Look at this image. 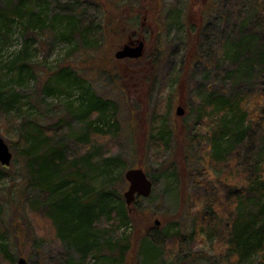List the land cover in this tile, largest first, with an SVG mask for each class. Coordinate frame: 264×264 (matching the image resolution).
Listing matches in <instances>:
<instances>
[{
  "label": "rangeland",
  "instance_id": "1",
  "mask_svg": "<svg viewBox=\"0 0 264 264\" xmlns=\"http://www.w3.org/2000/svg\"><path fill=\"white\" fill-rule=\"evenodd\" d=\"M21 1L25 4L35 1L30 7L33 13L43 11L46 25L43 29L31 27L25 30L23 26L27 21L15 18L10 28L0 30V90L6 94L16 93L20 97V106L15 107L9 116L0 115V136L13 153L10 166L3 167L0 164L5 171V178L0 181V200L8 199L9 188L14 185L27 189V172L21 156L23 145L18 143L19 135L30 130L36 131L38 126H53L56 141L67 143L68 135L85 133V127L91 120H81L78 114L81 103H84L81 113L87 108V94L93 90L98 95L112 100L117 107L115 119L105 117L100 121L97 120L99 121L97 125L106 124L112 127L115 124L118 130L111 138L98 142L106 153L105 161L96 164L94 169L86 174L82 183L80 182V186L96 194L107 188L123 196L129 185L125 173L128 169L136 167L144 168L153 183L151 195L146 198L139 197V204L132 208L134 230L130 232L131 239L135 237L139 239L149 230L147 239L150 245H145L144 249L148 260H145L143 252L138 255V247H135L134 261L131 264H184V261L185 264H228L227 258H222L224 254H221L225 250L223 232L215 238L212 234L209 236L208 232H204L205 234L200 238L189 237L195 216L200 215L194 212L197 207L200 206L203 212L206 202L218 200V196H222L224 201V193L218 195L215 186L216 175L213 174L232 167L236 169L235 165L226 163L204 166L202 159L205 158V151L201 148L206 144V138H203L206 131L203 123L195 124L199 101L192 96V93L195 94L193 92L195 89L202 92L211 90L217 85L230 90V84L225 81V73L242 64L241 59L235 60L227 53L228 50L232 51L230 46L241 37L239 36L240 19L223 17L225 10L228 9V0H205L207 3L211 1L213 6L207 22L206 34L204 33L203 40L199 42L202 60L194 64L188 75L191 93L187 91V84L180 82L188 49L185 44L186 32L179 25L172 23L170 25L169 21L170 17L174 18L175 13L184 12L190 0H145L142 5L146 8V12L142 13L136 25L139 29L141 24L143 30L136 35L144 40L145 54L148 57H152L155 47L156 50L159 48L157 74L155 69H149L150 60H143L139 64L133 63L132 59L117 60L115 53L122 46L119 47L118 40L113 38L114 40L103 43L98 50L97 58L98 61L101 59L105 61L104 63H109V67L112 65L117 67L119 71L115 78L117 81L111 82L101 74L96 67L98 62L90 63L81 70L83 72L81 78L87 80L82 85V93L86 91V99L83 96L82 100L78 94L81 90L80 84L74 77L62 92L58 90L49 94L46 91L53 86L54 74L59 68L68 64L75 66L77 62L83 64V58H80L77 52L76 42L64 41L58 31L67 17L71 16L77 17L78 20L99 23L102 18V7L98 3L94 5L96 2L92 1L95 0H83V3L82 0ZM102 1L109 8L116 6L115 0ZM131 1L133 9L142 2V0ZM256 1L258 0H243L241 4L248 25L255 22L251 9ZM148 8L154 9V13L149 12ZM125 10L123 9V12ZM156 27L161 30V34H158V37H161L160 43L155 39ZM156 42L157 46H155ZM125 43H129L128 37ZM247 46V41L238 44V54H242ZM25 48H28L30 55L28 64L33 69L34 76L29 75L27 67H19L22 63L19 57ZM224 51L227 56L224 55ZM150 75L156 86L152 97H149L151 83H147ZM246 76L242 78L241 89L264 87V77L256 79L254 74L250 77ZM89 82L94 84L91 90ZM123 85L126 87L125 90L122 88ZM90 101L94 103L95 97L91 96ZM131 105L143 113L142 119L138 117L139 111H134L132 116ZM179 105L185 110L182 117L176 115ZM71 114L73 118H70ZM164 119L167 120L166 125L169 127L170 135L163 137L160 135L157 145L152 146L147 143V135L154 129L157 131L158 124L163 123ZM255 149L252 148L250 152L242 151L239 158H236L239 168L248 169L254 165ZM205 161L207 162L206 159ZM224 173H227V170ZM227 183L241 185L243 176L235 172L229 173ZM15 192L20 193L16 190ZM11 219V216H7L8 225H11ZM156 220L159 221L158 225L155 224ZM28 221L29 215L27 223ZM33 225L37 235L46 241L32 250L28 263L49 264L46 257L55 258L60 251V245L54 240L52 229L48 224H40L36 219ZM152 225L156 226L153 228ZM170 232H178L177 236L182 242L180 240V249L172 258L167 259L165 251L169 253L175 248ZM25 240L31 243L28 238ZM152 246L158 251L155 259L152 257L156 249ZM31 248L30 246L29 249ZM19 250L20 248L15 250L16 259L13 264H16L19 257L24 256ZM0 264L8 263L0 259ZM239 264H264V261L262 255L253 250L243 256Z\"/></svg>",
  "mask_w": 264,
  "mask_h": 264
},
{
  "label": "trees",
  "instance_id": "2",
  "mask_svg": "<svg viewBox=\"0 0 264 264\" xmlns=\"http://www.w3.org/2000/svg\"><path fill=\"white\" fill-rule=\"evenodd\" d=\"M144 1L142 0L135 9L132 8L131 0H115L116 6L111 8L102 0L92 1L96 2L94 5L98 3L102 7L99 23L78 20L75 16L67 17L58 32L64 41L76 42L77 52L80 58H83V64L77 62L75 66L68 64L59 68L54 74L53 86L46 91L49 94L58 90L62 92L74 77L80 84V99L82 100L83 96L86 99V91L82 93V85L87 80L81 78V70L93 62H98L96 67L109 81L116 80L119 73L117 67H109V63H104L101 59L98 61V50L103 43L114 40L113 38L118 40L120 47L133 31L143 30L141 24L139 29L136 25L142 13L146 12L142 5ZM242 2L243 0H228V9L223 15L232 20L240 19L241 37L230 46L233 52L228 50L227 53L235 60L241 59L242 66L238 64L233 70L226 71L225 81L230 84V90L217 85L211 90L202 91L204 93L198 89L193 90L195 94L192 93L194 99L199 101L195 124L203 123L206 131L203 135L206 144L201 148L205 151V158L202 159L204 166L226 163L235 165L236 169L232 167L226 169L227 173L223 174L226 170H222L221 173L213 174L216 175L215 186L218 195L224 193V201L222 196H218V200L206 202L203 212L200 206L197 207L194 212L200 215L195 216L189 237L200 238L204 232H208L209 236L212 234L215 238L223 232L225 250L221 254H224L222 258H227L228 264H239L242 257L253 250L262 255L264 261V87L241 89L242 78L247 77L246 75L250 77L254 74L256 79L264 77V0L256 1L251 9L255 21L252 25L246 23L245 14L241 10ZM32 3L35 4V1L25 4L21 0H0V30L10 28L15 18L27 21L23 26L25 30L31 27L43 29L46 25L44 13L42 10L33 13L30 7ZM212 6L211 1L207 3L205 0H190L184 12L180 11L175 13L174 18H169L170 25H179L186 32L185 44L188 49L180 82L187 84L189 92L191 88L189 89L188 75L194 64L202 60L199 42L203 40ZM123 9H126L125 12ZM148 10L154 13V9ZM156 25L160 26L157 23ZM158 27L155 39L160 43L161 37L159 38L158 34H161V30ZM243 41H247L248 46L243 49L242 54H238V44ZM158 49H153L152 57L145 54L142 59H132V62L139 64L143 60H150L149 69H155L157 74ZM224 55L227 56L225 51ZM29 56L28 48H25L19 57L22 59L19 67H27L29 75L34 76L33 69L28 64ZM150 77L151 75L147 83H151L149 97H152L156 86L154 79L151 80ZM89 83L91 90L94 84ZM122 88L126 89L124 85ZM91 96L96 99L94 103L90 101ZM128 101L130 103V97ZM86 103L87 108L82 113L84 103H81L78 118L91 121L86 125L85 133L68 135L67 143L56 141L53 126H38L36 131L30 130L19 135L18 143L23 145L21 156L27 172V189L14 185L9 188L8 199L0 200V259L3 262L13 264L17 248H20L21 255L27 258L21 257L30 260L32 250L46 241L37 235L33 225L36 219L40 224L46 223L51 227L54 240L60 245V251L55 258L46 257L49 264H131L134 261V248L138 247V255L142 252L145 254V245H150L147 239L149 230L139 239L135 237L137 240L131 239L132 233L130 235L134 230L132 210L139 204V197L129 207L124 197L115 190L105 188L96 194L80 186L86 174L92 171L96 164L105 161L106 153L98 142L111 138L118 130L115 124L112 127L106 124L97 125V122L105 117L116 118L117 107L112 100L91 90L87 94ZM17 106H20L18 94H6L0 90V115L9 116ZM131 106L133 116L134 111L139 110ZM139 113L138 117L142 119L143 113ZM73 117L71 114L70 118ZM174 121L177 122L176 116ZM166 122L164 119L163 123L158 124L157 131L154 129L151 134L148 133L147 143L156 146L160 135H170ZM252 148L255 149L254 165L248 169L239 168L236 158H239L242 151L250 152ZM4 172L1 166L0 181L5 178ZM233 172L243 176L241 185L227 183L228 174ZM7 216L12 218L11 225L6 222ZM154 226L156 225H152L153 228ZM170 233L175 248L169 253L165 251L167 259L172 258L181 246L178 232ZM26 238L31 240V243L27 242ZM36 241L38 243H35ZM154 252L153 259L158 253L157 249ZM145 258L147 261L146 254Z\"/></svg>",
  "mask_w": 264,
  "mask_h": 264
},
{
  "label": "water",
  "instance_id": "3",
  "mask_svg": "<svg viewBox=\"0 0 264 264\" xmlns=\"http://www.w3.org/2000/svg\"><path fill=\"white\" fill-rule=\"evenodd\" d=\"M145 53V42L139 39L136 44L126 43L115 53L117 60L123 59H139L143 57ZM185 114V110L181 105L177 107L176 115L182 117ZM13 159V153L10 151V147L5 140L0 136V164L2 166H10ZM125 179L128 182V188L123 193V197L127 206L131 207L138 197H149L152 193L153 183L148 178L143 168H131L125 173ZM158 225L159 221H155ZM16 264H29L28 260L24 257H19Z\"/></svg>",
  "mask_w": 264,
  "mask_h": 264
},
{
  "label": "flooded vegetation",
  "instance_id": "4",
  "mask_svg": "<svg viewBox=\"0 0 264 264\" xmlns=\"http://www.w3.org/2000/svg\"><path fill=\"white\" fill-rule=\"evenodd\" d=\"M137 31H133L131 34H130V36H129V38H128V42L129 43H134V44H136V42L140 39L139 37H137ZM142 40V39H141Z\"/></svg>",
  "mask_w": 264,
  "mask_h": 264
}]
</instances>
